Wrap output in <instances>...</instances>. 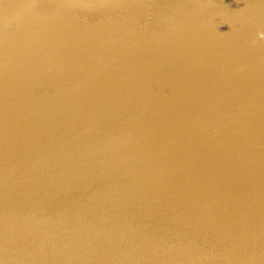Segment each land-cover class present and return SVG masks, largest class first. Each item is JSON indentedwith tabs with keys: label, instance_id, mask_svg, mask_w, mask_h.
<instances>
[{
	"label": "water",
	"instance_id": "water-1",
	"mask_svg": "<svg viewBox=\"0 0 264 264\" xmlns=\"http://www.w3.org/2000/svg\"><path fill=\"white\" fill-rule=\"evenodd\" d=\"M261 34L264 0H0V264H264Z\"/></svg>",
	"mask_w": 264,
	"mask_h": 264
},
{
	"label": "bare ground",
	"instance_id": "bare-ground-1",
	"mask_svg": "<svg viewBox=\"0 0 264 264\" xmlns=\"http://www.w3.org/2000/svg\"><path fill=\"white\" fill-rule=\"evenodd\" d=\"M186 179H188V178H186ZM186 179H185V180H186ZM189 179H192V178H189ZM187 182H188V180H187Z\"/></svg>",
	"mask_w": 264,
	"mask_h": 264
},
{
	"label": "clouds",
	"instance_id": "clouds-1",
	"mask_svg": "<svg viewBox=\"0 0 264 264\" xmlns=\"http://www.w3.org/2000/svg\"><path fill=\"white\" fill-rule=\"evenodd\" d=\"M261 36H264V34H261Z\"/></svg>",
	"mask_w": 264,
	"mask_h": 264
}]
</instances>
